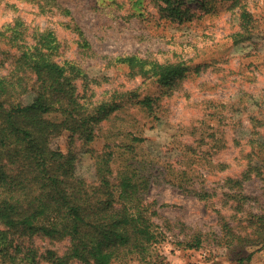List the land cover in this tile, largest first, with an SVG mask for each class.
Returning a JSON list of instances; mask_svg holds the SVG:
<instances>
[{
    "label": "rangeland",
    "instance_id": "1",
    "mask_svg": "<svg viewBox=\"0 0 264 264\" xmlns=\"http://www.w3.org/2000/svg\"><path fill=\"white\" fill-rule=\"evenodd\" d=\"M182 2L175 17L154 0H0V27L22 22L26 38L53 33L54 61L80 65L98 99L111 90L155 99L153 112L125 107L99 125L91 144L70 148L76 175L90 185L97 157L110 152L114 175L128 162L149 178L143 200L164 236L154 250L161 264H237L249 253L245 264H264V250L232 237L250 231V214H264V0ZM131 56L182 62L187 71L162 88L119 62ZM68 136L52 148L66 153ZM199 233L198 249L184 246ZM33 244L62 252L68 241Z\"/></svg>",
    "mask_w": 264,
    "mask_h": 264
},
{
    "label": "trees",
    "instance_id": "2",
    "mask_svg": "<svg viewBox=\"0 0 264 264\" xmlns=\"http://www.w3.org/2000/svg\"><path fill=\"white\" fill-rule=\"evenodd\" d=\"M154 1L175 17L184 4ZM23 27L17 21L8 29L0 27V62L7 65L0 66V264H111L131 257L161 264L154 250L164 236L152 221L156 212L143 200L149 178L128 162L114 175L110 152L97 157V181L90 185L76 175V154L70 148L75 140L91 144L99 125L125 107L153 112L155 99L137 90L106 91L98 99L80 65L54 61L59 43L53 33L36 31L26 38V30H18ZM84 46L80 48L91 52ZM120 60L138 76L156 78L167 89L187 71L182 62L137 56ZM63 132L69 134L66 153L51 146ZM249 217L250 231L232 237L235 243L264 250V214ZM201 236L193 234L184 246L198 249ZM35 238L68 241V246L62 252L34 246ZM252 255L240 257L237 264L250 262Z\"/></svg>",
    "mask_w": 264,
    "mask_h": 264
}]
</instances>
